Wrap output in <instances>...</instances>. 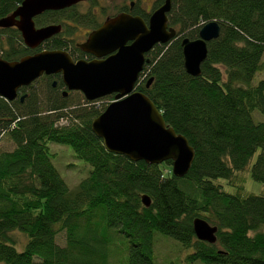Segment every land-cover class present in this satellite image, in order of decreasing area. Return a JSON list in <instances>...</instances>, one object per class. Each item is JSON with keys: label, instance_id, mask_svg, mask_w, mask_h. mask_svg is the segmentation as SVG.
Instances as JSON below:
<instances>
[{"label": "trees", "instance_id": "obj_1", "mask_svg": "<svg viewBox=\"0 0 264 264\" xmlns=\"http://www.w3.org/2000/svg\"><path fill=\"white\" fill-rule=\"evenodd\" d=\"M23 1L0 0V19ZM99 8V0H90L84 10L73 6L37 17V27L63 30L35 50L16 28L0 29V57L15 62L43 50L69 51L64 35L71 37L79 26L98 27L104 15ZM134 12L149 17L138 4ZM168 20L177 36L148 53L136 91L188 139L195 160L187 175L175 177L172 161L148 165L108 152L92 133L93 120L107 108L98 105L102 99L88 101L76 92L72 103L51 81L40 92L32 86L24 102L0 97V134L13 145L0 150V264H109L108 243L116 234L129 240V264H157L156 234L189 249L188 264H264V196L230 194L217 183L234 184L256 157L251 177L264 184V122L253 119L255 111L264 115V79L252 85L264 70V0H172ZM211 21L220 24V37L208 43L201 75L192 77L184 67L182 39H197ZM45 90L46 99L40 95ZM78 134L89 143L76 158L92 170L71 190L49 144H69ZM144 195L151 199L149 208ZM196 218L218 227L215 244L197 239ZM62 232L64 246L57 242Z\"/></svg>", "mask_w": 264, "mask_h": 264}, {"label": "water", "instance_id": "obj_2", "mask_svg": "<svg viewBox=\"0 0 264 264\" xmlns=\"http://www.w3.org/2000/svg\"><path fill=\"white\" fill-rule=\"evenodd\" d=\"M86 1L89 0H24L12 14L0 19V29L16 28L25 46L35 50L62 30V25L55 24L38 28L35 23L38 16ZM171 9L172 0H164L148 23L125 13L106 21L80 45L84 52L95 56L93 61L76 62L64 50H43L15 62L0 57V97L8 102L17 100L20 90L43 74H61L66 88L82 93L88 101L115 95V100L92 122V133L102 140L105 149L148 165L172 161L174 176L183 178L195 160L194 149L186 137L166 124L152 100L136 91L140 74L150 63L146 58L148 53L156 45L168 44L177 36V30L169 25ZM220 34V24L211 21L200 29L197 39H182L184 67L189 75H201V67L208 57V43ZM152 82L153 78L147 87ZM26 97L22 95L20 101ZM142 203L149 208L151 199L144 195ZM193 228L199 241L217 242V226L196 218Z\"/></svg>", "mask_w": 264, "mask_h": 264}, {"label": "rangeland", "instance_id": "obj_3", "mask_svg": "<svg viewBox=\"0 0 264 264\" xmlns=\"http://www.w3.org/2000/svg\"><path fill=\"white\" fill-rule=\"evenodd\" d=\"M100 5H109L113 8L115 5H128L131 2H134L135 5L138 6L142 10H147L149 7L155 5V0H100ZM85 9V8H84ZM264 63V56L262 59ZM264 79V70L260 71L256 74L253 79L252 85H257L261 80ZM45 86L43 82L37 83L34 87L35 90H39V92L44 89ZM44 93V95H42ZM41 96L44 99L49 98L47 90L45 92H41ZM79 98V95L76 92H72L70 94V102L75 103ZM112 102L107 98H103L98 105H106L108 106ZM74 108V107H73ZM70 108V109H73ZM69 112V111H68ZM253 119L255 122H264V115L259 113L258 111L253 112ZM66 121H61V125H65ZM89 143L88 137L85 135L78 134L77 137L71 139L69 144H57L50 143L49 147L55 157L53 158V164L57 168L60 176L64 179L66 184L71 190H75V188L79 185V183L87 178L92 170L91 166L81 160L76 158V153L79 149L83 148L85 145ZM13 145L9 142L6 136L0 134V150H11ZM256 160L253 159L251 165L243 172L236 174V179L234 180V184H228L226 180L219 179L217 183L221 184L224 187V190L230 194H237L239 191L242 196L248 195H257L264 196V184L255 182L251 177V168ZM172 170V169H171ZM170 168L166 169L168 173ZM243 189L240 190V188ZM20 240H24L22 235L18 236ZM109 264H129V248L130 243L128 238L123 234H116L115 236L111 235L109 239ZM57 242L64 246L66 244V234L64 232L60 233L57 238ZM18 250H22L23 248ZM192 252L188 249L185 250L182 247V244L173 238L164 236L162 234L155 235V254L157 257V264H188V260L186 259L189 254ZM158 258L160 260H158Z\"/></svg>", "mask_w": 264, "mask_h": 264}, {"label": "flooded vegetation", "instance_id": "obj_4", "mask_svg": "<svg viewBox=\"0 0 264 264\" xmlns=\"http://www.w3.org/2000/svg\"><path fill=\"white\" fill-rule=\"evenodd\" d=\"M156 3L160 0H155ZM163 1V0H162ZM99 3H101V1L99 0ZM132 3V2H131ZM131 3H129L128 5H115L113 8H111L109 5H100L99 4V9L97 10V12H100L101 9L104 11V15L102 17V20L100 22V25L94 29H91V27H78V31H76L71 37L70 36H65L64 35V38L68 41H71V44H70V48H69V51L68 50H65V49H62L64 51H66L74 61H80V60H86V61H93L95 59V56H93L92 54L90 53H87V52H84L81 48H80V45L85 43L90 35V33L96 29H98L99 27H101L106 21L112 19V18H115L121 14H129L131 16H138L135 14L134 12V9H135V4L133 7H131ZM155 3V4H156ZM164 3V2H163ZM162 3V4H163ZM90 4V0L89 1H86V2H81V3H78L76 6H81L84 10V8H87ZM161 4V5H162ZM155 5L152 6V7H149L147 10H143L145 13H147L149 15L148 19H143V17H141L146 23L149 22V18L151 16V14L156 10L155 8ZM160 7V5H159ZM158 7V8H159ZM142 10V9H141ZM45 14V13H44ZM43 15V14H42ZM39 17V16H38ZM49 26V25H47ZM45 27V26H43ZM40 28V27H38ZM62 30H63V27H62ZM62 30L59 34L53 36V37H59V35H61L62 33ZM52 37V38H53ZM74 45V48H72L71 46ZM77 49V50H76ZM154 49V48H153ZM105 58V57H104ZM107 58V57H106ZM51 81V86L53 89H58L57 91L60 92H63V97H68L72 91H69L64 82H63V78H62V75L61 74H53V75H47V74H43L40 78H38L33 84H31L30 86L28 87H24L20 90V93H19V98L22 96V95H27L28 97V91L31 89V87H35V85L37 83H40V82H43V84H45V82H50ZM61 82L64 84V87L62 89H59L60 85H61ZM25 89L26 93H22V90ZM65 92H67V95H65ZM80 93V92H79ZM82 94V93H81ZM112 96H115V95H112ZM26 97V98H27ZM110 97V96H108ZM25 98V99H26ZM107 98V97H105ZM103 99V98H102ZM100 100V99H99ZM24 102V101H23ZM113 102V101H112Z\"/></svg>", "mask_w": 264, "mask_h": 264}]
</instances>
